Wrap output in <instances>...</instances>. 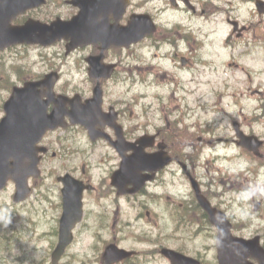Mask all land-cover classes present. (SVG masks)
<instances>
[{"label":"flooded vegetation","instance_id":"1","mask_svg":"<svg viewBox=\"0 0 264 264\" xmlns=\"http://www.w3.org/2000/svg\"><path fill=\"white\" fill-rule=\"evenodd\" d=\"M203 1L128 0L121 13L120 0H86L84 19L92 30L88 42L74 46L73 40L62 39L50 46L17 45L39 50L45 63L41 70L18 77L10 94L16 86L33 83L47 102L49 116L58 108L63 112L41 136L39 174L29 179L31 194L40 179L52 178L47 187L55 196V246L60 219L67 213L68 219H82L57 264H63L72 248L78 256L86 239L97 264H219V229L201 196L226 214L233 237L258 236L264 249L263 237L248 227L238 230L235 218L222 208L221 192L214 193V202L204 181L200 144L206 140L205 124L194 114L200 104H190L187 96L199 94L200 80L220 72L219 65L235 63L220 61V46L202 37L200 26L191 28L205 13ZM252 1L255 6L258 0ZM83 2L45 0L17 14L11 23L74 19ZM107 2L114 9L104 15L102 4ZM132 17L144 32L128 46L119 44L116 29L127 26ZM226 22L230 30L224 48H242L240 55H247L249 47L264 49V13L257 7L244 22L230 14ZM105 23L109 32L104 31ZM230 79L224 76L223 83L210 90L228 86ZM231 88L237 89L236 84ZM231 141L238 145L235 133ZM263 147L264 139L260 158ZM8 240L9 250L12 238ZM111 247L123 250L117 252L118 260L106 258Z\"/></svg>","mask_w":264,"mask_h":264},{"label":"rangeland","instance_id":"2","mask_svg":"<svg viewBox=\"0 0 264 264\" xmlns=\"http://www.w3.org/2000/svg\"><path fill=\"white\" fill-rule=\"evenodd\" d=\"M203 3H206L205 13L191 23V28L200 26L201 36L214 40L216 47L220 46V61L235 63L221 66L214 60L221 71L207 74L206 80H200V93L187 96L190 104H200L195 107L194 114L198 113L205 124L206 140L200 144L204 181L214 202L217 201L214 193L221 192L222 208L235 218L238 230L243 228L244 231L248 227V231L260 234L264 240V157H256L231 141L234 120L246 133L264 139V49L249 47L247 55H240L242 48H224L230 30L226 22L229 14L244 22L250 18L255 6L252 0H204ZM42 63L45 62H42L39 50L33 47L15 46L0 52V118L3 116L2 105L14 81L29 72L41 70ZM161 63L168 66L165 61ZM132 65V61L126 64L127 71ZM225 69L226 73L223 72ZM224 76L232 77L227 81L228 86L211 91L210 87L223 83ZM160 81L157 77V86ZM232 84H236L237 89H232ZM261 151L264 153V147ZM50 182L52 178L45 182L40 179L31 194L20 203L13 201V184L0 191V264H51L58 219H53L55 196L47 187ZM94 220L85 219L86 222ZM10 237L12 248L8 250ZM88 242L86 239L85 244ZM85 244L79 249L78 256L72 248L63 264L69 260L70 264H97Z\"/></svg>","mask_w":264,"mask_h":264},{"label":"water","instance_id":"3","mask_svg":"<svg viewBox=\"0 0 264 264\" xmlns=\"http://www.w3.org/2000/svg\"><path fill=\"white\" fill-rule=\"evenodd\" d=\"M106 2L107 0H103ZM44 0H0V50L14 44H40L48 45L61 38L71 39L74 46L88 42L90 30L85 18L86 9L89 7L83 2L80 15L71 20L56 19L50 23L28 19L22 25H11V21L19 13L42 4ZM127 0H122L121 11L123 12ZM261 1L257 2L260 12L264 9ZM114 7L110 3L102 4V12L105 15L111 13ZM120 11V12H121ZM133 18V17H132ZM106 25V23H105ZM104 25V31L109 32L108 26ZM97 27L93 29V32ZM120 34L119 44L128 46L137 40L139 33L144 31L137 27L134 19L128 26L116 29ZM47 102L43 101L41 94L35 90L34 84L14 88L12 96L5 102V116L0 121V190L3 189L8 180L15 183L16 191L14 201L24 200L29 193L28 178L39 173L37 152L40 148L36 146L42 134L57 124L63 112L56 109L52 116L46 114ZM239 144L248 150L258 153L262 144L256 136H245L235 124ZM127 168V167H123ZM66 203V207H67ZM210 211L212 221L218 226V258L219 264H249L248 257H254L258 264H264V250L260 248L258 237L252 240L231 237L229 224L223 213L216 214ZM210 208V207H209ZM60 219L59 243L52 253V263L57 264L65 246L71 239V229L81 219ZM233 240V241H231ZM113 250V248H111ZM109 250L106 256H114L115 251ZM118 250V249H117ZM121 252V250H118ZM117 253V252H116ZM120 255H118L119 258Z\"/></svg>","mask_w":264,"mask_h":264},{"label":"bare ground","instance_id":"4","mask_svg":"<svg viewBox=\"0 0 264 264\" xmlns=\"http://www.w3.org/2000/svg\"><path fill=\"white\" fill-rule=\"evenodd\" d=\"M200 160V159H199Z\"/></svg>","mask_w":264,"mask_h":264}]
</instances>
